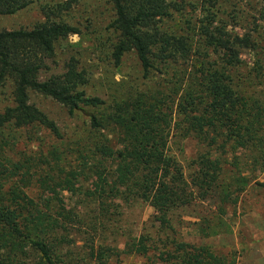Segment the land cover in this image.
<instances>
[{
    "label": "trees",
    "instance_id": "obj_1",
    "mask_svg": "<svg viewBox=\"0 0 264 264\" xmlns=\"http://www.w3.org/2000/svg\"><path fill=\"white\" fill-rule=\"evenodd\" d=\"M29 3L0 0V17ZM109 5L110 37L101 44L105 57L98 59L116 72L131 56V76L115 83L104 75L97 95L86 91L94 87L97 65L84 66L75 57L39 78L56 47L80 35L60 17L70 2L41 7L43 20L31 28L0 30V96L7 101L0 111V264H105L118 254L149 264H230L207 246L169 239V213L212 197L223 215V206L237 203L247 175L264 169V93L255 92L264 89V65L237 76L241 51L254 49L247 35L223 37L202 21L198 42L181 27L166 30L163 24L178 10L170 0H109ZM30 95L51 100L69 116H86L74 165L66 159L68 149L53 143L62 138L57 126L30 103ZM172 129L207 149L194 159L188 178L167 153ZM40 132L52 142L42 143ZM213 147L231 156L225 168L210 158ZM79 178L88 179V196L119 193L124 201L152 208L153 235L127 238L120 251L94 249L90 242L79 261L63 260L54 246L66 241L61 236L52 246L48 235L76 223L62 194Z\"/></svg>",
    "mask_w": 264,
    "mask_h": 264
},
{
    "label": "rangeland",
    "instance_id": "obj_2",
    "mask_svg": "<svg viewBox=\"0 0 264 264\" xmlns=\"http://www.w3.org/2000/svg\"><path fill=\"white\" fill-rule=\"evenodd\" d=\"M70 2L67 11L60 14L62 20L78 28L80 35L70 36L55 49V56L47 61V71H41L39 78L45 79L51 72L61 68L63 60L75 57L80 64H96L92 84L86 88L89 95L101 92L97 81L107 75L109 80L120 83L131 76L132 57L128 56L119 70L114 72L100 59L105 57L106 46L110 37L109 24L112 12L109 0H30L29 5L9 16L0 17V30L31 28L43 20L41 7H54L56 4ZM178 8L169 21L163 24L168 30L181 27L193 42H198L199 21L209 23L210 29H219L223 37H241L247 35L254 44V49H243L240 53L236 72L237 76L254 74L257 64L264 65V0H170ZM197 25V29L196 26ZM187 29V31H186ZM197 31V32H196ZM248 74V75H249ZM108 80V82H109ZM108 84V83H107ZM96 85V86H95ZM105 86V83H104ZM115 88V87H114ZM256 93H264L261 87ZM36 108L44 113L57 126L61 135L58 142L68 149L66 159L75 164L81 147L78 145L85 137L86 116L77 113L69 116L64 108L47 98L30 95L29 99ZM7 104L0 96V111ZM43 137L42 133H39ZM43 137L42 143L52 142ZM22 141L17 148L23 149ZM16 148V149H17ZM17 149V150H18ZM207 150L191 137L180 138L172 129L167 142V153L171 155L184 177L193 172V161L197 155ZM210 158L220 167L225 168L231 156L222 154L218 147L209 150ZM236 174V173H235ZM228 180L229 173H225ZM248 183L239 194L235 205L223 206V215L217 214L212 197L194 201L187 208L171 210L170 229L166 231L169 239L185 244L207 246L213 253L226 258L230 264H264V169L247 175ZM88 179H78L74 189L64 191L62 201L66 208L77 214L76 223L66 232L55 229L48 235V242L54 246L62 236L66 242L54 246L57 254L64 260L79 261L88 252L89 243L94 249L98 246L120 251L127 238L143 233L153 235L154 224L151 217L153 209L138 200L124 201L119 196L104 194L96 198L88 196L92 188ZM111 186V185H110ZM121 191V190H120ZM116 194V193H114ZM121 198V199H118ZM105 264H149L146 259L118 254L108 259Z\"/></svg>",
    "mask_w": 264,
    "mask_h": 264
}]
</instances>
